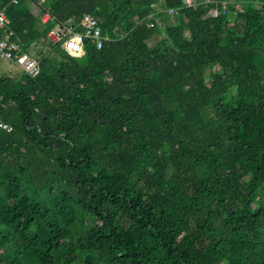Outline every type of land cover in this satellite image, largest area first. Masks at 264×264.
Returning <instances> with one entry per match:
<instances>
[{
	"label": "trees",
	"instance_id": "obj_1",
	"mask_svg": "<svg viewBox=\"0 0 264 264\" xmlns=\"http://www.w3.org/2000/svg\"><path fill=\"white\" fill-rule=\"evenodd\" d=\"M1 8L39 73L0 74V264H264V0Z\"/></svg>",
	"mask_w": 264,
	"mask_h": 264
},
{
	"label": "built area",
	"instance_id": "obj_2",
	"mask_svg": "<svg viewBox=\"0 0 264 264\" xmlns=\"http://www.w3.org/2000/svg\"><path fill=\"white\" fill-rule=\"evenodd\" d=\"M17 2V0H12ZM208 1V0H206ZM193 0H184L185 4H191ZM224 6V4H223ZM169 12L174 11L169 9ZM213 14L218 13L217 9H211ZM49 18L47 13L44 14L43 20ZM99 19L89 13H85L81 18L83 31H78L75 26L65 25L56 27L48 31V37L56 42L60 41V45L69 54L73 56H82L85 53L84 38L90 37L96 44L97 48L102 46L103 40L109 39L108 34H103L100 28ZM0 58H6L11 63L17 64L22 71L36 75L39 73L38 60L28 51L22 49L21 43L15 32L9 27L7 16L4 8L0 9ZM4 129L11 130V126L7 123L0 124Z\"/></svg>",
	"mask_w": 264,
	"mask_h": 264
},
{
	"label": "rangeland",
	"instance_id": "obj_3",
	"mask_svg": "<svg viewBox=\"0 0 264 264\" xmlns=\"http://www.w3.org/2000/svg\"><path fill=\"white\" fill-rule=\"evenodd\" d=\"M174 16L169 17L168 20L174 21ZM40 44L34 45L33 50L38 51L40 48ZM82 56H79L81 58ZM22 72V69L15 63H11L8 59L6 58H0V74H6V75H19Z\"/></svg>",
	"mask_w": 264,
	"mask_h": 264
}]
</instances>
